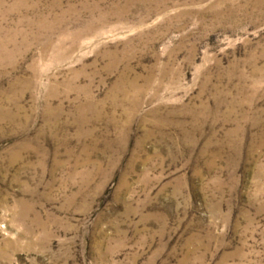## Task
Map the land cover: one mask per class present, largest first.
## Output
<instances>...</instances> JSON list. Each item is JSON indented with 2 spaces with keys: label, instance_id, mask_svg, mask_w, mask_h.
Here are the masks:
<instances>
[{
  "label": "rangeland",
  "instance_id": "obj_1",
  "mask_svg": "<svg viewBox=\"0 0 264 264\" xmlns=\"http://www.w3.org/2000/svg\"><path fill=\"white\" fill-rule=\"evenodd\" d=\"M0 264H264V0H0Z\"/></svg>",
  "mask_w": 264,
  "mask_h": 264
},
{
  "label": "bare ground",
  "instance_id": "obj_2",
  "mask_svg": "<svg viewBox=\"0 0 264 264\" xmlns=\"http://www.w3.org/2000/svg\"><path fill=\"white\" fill-rule=\"evenodd\" d=\"M224 5V4H223ZM228 11V10H227ZM233 11L231 9H229V14H231Z\"/></svg>",
  "mask_w": 264,
  "mask_h": 264
}]
</instances>
